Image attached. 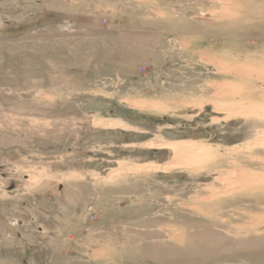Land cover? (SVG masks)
<instances>
[{
  "label": "rangeland",
  "instance_id": "374dc122",
  "mask_svg": "<svg viewBox=\"0 0 264 264\" xmlns=\"http://www.w3.org/2000/svg\"><path fill=\"white\" fill-rule=\"evenodd\" d=\"M0 264H264V0H0Z\"/></svg>",
  "mask_w": 264,
  "mask_h": 264
},
{
  "label": "bare ground",
  "instance_id": "6f19581e",
  "mask_svg": "<svg viewBox=\"0 0 264 264\" xmlns=\"http://www.w3.org/2000/svg\"><path fill=\"white\" fill-rule=\"evenodd\" d=\"M168 149H170L173 153V158L176 157V156H180V155H185L183 149L178 146V145H170L167 147ZM187 157V156H186ZM177 159V158H176ZM181 161V160H180Z\"/></svg>",
  "mask_w": 264,
  "mask_h": 264
},
{
  "label": "flooded vegetation",
  "instance_id": "af4514ba",
  "mask_svg": "<svg viewBox=\"0 0 264 264\" xmlns=\"http://www.w3.org/2000/svg\"><path fill=\"white\" fill-rule=\"evenodd\" d=\"M206 109H207V108H206ZM207 110H209V108H208ZM10 187H14V186H13V183L10 185Z\"/></svg>",
  "mask_w": 264,
  "mask_h": 264
},
{
  "label": "water",
  "instance_id": "95a60500",
  "mask_svg": "<svg viewBox=\"0 0 264 264\" xmlns=\"http://www.w3.org/2000/svg\"><path fill=\"white\" fill-rule=\"evenodd\" d=\"M207 109H208V107H207Z\"/></svg>",
  "mask_w": 264,
  "mask_h": 264
}]
</instances>
